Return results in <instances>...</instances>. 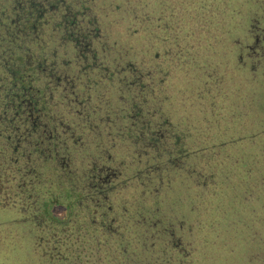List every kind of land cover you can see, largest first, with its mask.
<instances>
[{
    "label": "trees",
    "instance_id": "obj_1",
    "mask_svg": "<svg viewBox=\"0 0 264 264\" xmlns=\"http://www.w3.org/2000/svg\"><path fill=\"white\" fill-rule=\"evenodd\" d=\"M6 11L0 133L32 146L22 168L11 156L23 178L0 202V264H236V235H264V0H0ZM25 206L60 226L59 249L35 241Z\"/></svg>",
    "mask_w": 264,
    "mask_h": 264
},
{
    "label": "rangeland",
    "instance_id": "obj_2",
    "mask_svg": "<svg viewBox=\"0 0 264 264\" xmlns=\"http://www.w3.org/2000/svg\"><path fill=\"white\" fill-rule=\"evenodd\" d=\"M12 14L13 13L11 11H6L0 14V61L1 62L4 57L1 51L7 48V45L10 44V41L12 40L13 34H15L14 27L16 26V23H12V20H11ZM10 31H13V32H10ZM18 55H20L19 56L20 59L21 57L23 58V56L25 60H30L31 58L30 53L24 50H21V53ZM3 72H4V69L2 68L0 64V76L3 75ZM64 89L67 90V87H65ZM63 93L66 95V97L69 96L68 92H63ZM80 122H84V121L80 120ZM86 131L87 130H85L84 132L85 137H83V134H82V139H85L87 141L88 148L92 150L94 149L93 146L95 145V141L97 142V136H95L94 133L92 134ZM30 140H31L30 137L27 139L26 138L22 139L17 145V150L14 152L13 149H11V144L9 143V141L4 137L2 133H0V202H6V200H8L9 197H11V195L13 194L12 192H14L15 190V186L13 183L14 180L16 182H19L23 178V177H20V175L22 174L17 173V171L15 172V174L17 173V175L14 174L13 170H14V166L16 165H15V162L12 161L11 156L14 153L18 152V155L20 157L17 162L18 167L22 168L23 164L28 165V162L25 160V157L23 156H25L26 150L29 149L30 146H32V144L30 143ZM263 162H264V159H263ZM252 183H255V182H252ZM36 188H40V187L36 186ZM17 195H21V193L19 192V194ZM14 196H15V193H14ZM41 208H37V209H40L42 211L43 207ZM37 209L32 210L31 208H28V206H25L20 209V210H24V212H27L31 216L29 219L30 220L29 222H30V225L34 226L32 233L37 238L35 241L40 243L42 247L48 253H49L48 250L52 246L54 248L59 249V247L62 246V241L64 243V239H65V238L64 239L60 238V236L63 235V232L60 231V226L58 224L48 221L47 219L44 218V216L42 217L41 216L42 212L40 211L39 213H37V211H39ZM29 210H31L30 213H29ZM66 211H67L66 208L58 206V205L51 206L48 208V212H50V214H52V216L56 218L64 217L66 215ZM73 222H74V218L71 214L68 216V224H72ZM262 224L264 225V221ZM236 226H239V223L237 221H236ZM1 232L2 231H0V234ZM253 235L250 234L248 238L240 237L239 235H236V264H249L248 259H244L241 255L246 257V255L252 254L253 249L256 246V244L259 245L262 251L260 256L257 257L258 258L257 263L264 264V235L259 236L257 235V232L253 233ZM71 239H74V237ZM60 253L61 254L58 257L53 259L54 262L60 261L61 259L64 258V256L66 258V254L64 251L63 253L62 252ZM238 255H240V258L243 260V263L239 261ZM175 259L176 257L172 255H168L165 258V262L166 264H178V262H176ZM3 261H4L3 264H27V255L21 256L19 254H13L8 259L6 258ZM255 263H256V260H254L251 264H255Z\"/></svg>",
    "mask_w": 264,
    "mask_h": 264
}]
</instances>
